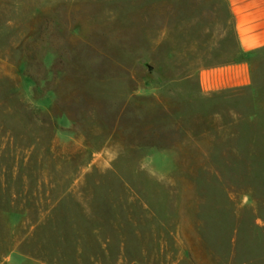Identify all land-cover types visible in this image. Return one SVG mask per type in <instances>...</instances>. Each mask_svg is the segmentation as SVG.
<instances>
[{
  "label": "rangeland",
  "instance_id": "374dc122",
  "mask_svg": "<svg viewBox=\"0 0 264 264\" xmlns=\"http://www.w3.org/2000/svg\"><path fill=\"white\" fill-rule=\"evenodd\" d=\"M220 0H0V264H264V60Z\"/></svg>",
  "mask_w": 264,
  "mask_h": 264
},
{
  "label": "crops",
  "instance_id": "0c3cea01",
  "mask_svg": "<svg viewBox=\"0 0 264 264\" xmlns=\"http://www.w3.org/2000/svg\"><path fill=\"white\" fill-rule=\"evenodd\" d=\"M226 7L236 51L229 59L200 66L202 93L217 94L254 85L255 63L264 60V0H220Z\"/></svg>",
  "mask_w": 264,
  "mask_h": 264
}]
</instances>
